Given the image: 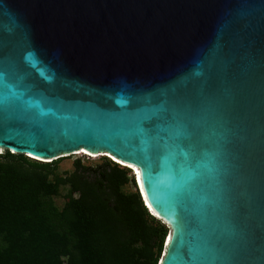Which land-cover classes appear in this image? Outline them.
I'll use <instances>...</instances> for the list:
<instances>
[{
	"label": "water",
	"instance_id": "1",
	"mask_svg": "<svg viewBox=\"0 0 264 264\" xmlns=\"http://www.w3.org/2000/svg\"><path fill=\"white\" fill-rule=\"evenodd\" d=\"M0 151L134 169L159 264H264V0H0Z\"/></svg>",
	"mask_w": 264,
	"mask_h": 264
},
{
	"label": "trees",
	"instance_id": "2",
	"mask_svg": "<svg viewBox=\"0 0 264 264\" xmlns=\"http://www.w3.org/2000/svg\"><path fill=\"white\" fill-rule=\"evenodd\" d=\"M61 159L0 153V264H159L168 229L133 171L104 157L61 172Z\"/></svg>",
	"mask_w": 264,
	"mask_h": 264
},
{
	"label": "rangeland",
	"instance_id": "3",
	"mask_svg": "<svg viewBox=\"0 0 264 264\" xmlns=\"http://www.w3.org/2000/svg\"><path fill=\"white\" fill-rule=\"evenodd\" d=\"M0 153H3V151H0ZM89 156L90 155H81L78 158H75V159H72V160H69V161L60 163V171L61 172H64V171H71V170H73V168H74L73 167L74 166V162L76 160H81L83 163H85V164H91V165H97V164L101 163L102 160H103V159L102 160L96 159L93 156H90V157ZM125 191L126 192H133V191H135V188H134V186H129V187H126L125 188ZM65 193L66 192L64 191L63 194H65ZM58 204L59 205H62L63 204V201L61 199L58 200ZM150 214L152 216H154L151 212H150ZM160 222L166 226V228L168 229V233H169V231H170L169 230V227L164 222H162L161 220H160Z\"/></svg>",
	"mask_w": 264,
	"mask_h": 264
},
{
	"label": "bare ground",
	"instance_id": "4",
	"mask_svg": "<svg viewBox=\"0 0 264 264\" xmlns=\"http://www.w3.org/2000/svg\"><path fill=\"white\" fill-rule=\"evenodd\" d=\"M91 156V155H90ZM89 156V157H90ZM30 157V156H29ZM114 160V159H113ZM133 173H134V177L136 178V176H135V172H134V169H133ZM136 181H137V179H136ZM137 184H138V182H137ZM138 187H139V184H138ZM139 189H140V187H139ZM149 210V209H148ZM157 218V217H156ZM169 239H170V236L168 237V238H166V241L165 242H167V244H168V242H169Z\"/></svg>",
	"mask_w": 264,
	"mask_h": 264
}]
</instances>
